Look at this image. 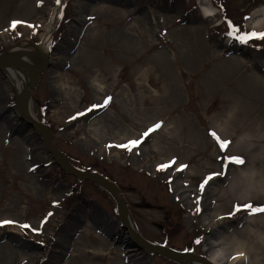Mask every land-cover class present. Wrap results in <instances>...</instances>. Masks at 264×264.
<instances>
[{
  "label": "rangeland",
  "instance_id": "rangeland-1",
  "mask_svg": "<svg viewBox=\"0 0 264 264\" xmlns=\"http://www.w3.org/2000/svg\"><path fill=\"white\" fill-rule=\"evenodd\" d=\"M100 1L111 10H142L120 18ZM121 1L68 0L59 7L57 0H0V56L19 43H39L41 23L59 8L50 62L29 96L62 156L80 171L115 182L138 232L152 245L207 258L210 240L216 249L230 246L233 260L234 235L243 234L248 257L235 264H264L256 235L264 233V215H232L235 205L264 207V193L224 195L233 174L264 152V140L236 146L241 136L264 135V42L242 45L232 38L234 25L264 32L251 27L264 0ZM204 2L217 8L214 18L202 16ZM149 8L157 18L152 34ZM13 21L26 23L12 31ZM6 81L0 74V221L28 224L41 234L0 227V264H183L136 246L113 195L55 163L45 136L21 115L13 117L17 96ZM109 96L106 109L71 119ZM158 122L163 126L144 139L142 152L118 147L142 139ZM165 127L172 129L163 133ZM211 130L231 142L227 151ZM231 156L245 165L230 166L201 193L206 176L220 172ZM173 159L175 165L157 170ZM180 165L187 168L178 171ZM255 167L257 179H264V160L256 159ZM176 184L183 185L179 192ZM249 226L254 231L245 235ZM130 243L138 253L133 258Z\"/></svg>",
  "mask_w": 264,
  "mask_h": 264
},
{
  "label": "bare ground",
  "instance_id": "bare-ground-1",
  "mask_svg": "<svg viewBox=\"0 0 264 264\" xmlns=\"http://www.w3.org/2000/svg\"><path fill=\"white\" fill-rule=\"evenodd\" d=\"M67 1L68 0H60L59 7L61 5H63L64 3H66ZM111 2L112 3H121L122 1L121 0H111ZM99 3L103 4L104 8L109 10V14H114L115 16H118L120 18H125L126 16L132 17L134 15L135 11L140 12L142 10V8H138V7L136 8L135 5L132 6L133 9L120 10V9L115 8V9L111 10L112 8L107 6L106 2L100 1ZM93 5H92V3L87 4L88 9L93 10V8H95ZM200 6L202 9L203 16L205 18L210 19V18H214L217 15V8L214 7L210 2L201 3ZM58 11H59V8L53 10L51 12L50 16L45 18L43 20V22L41 23L42 33L40 34L39 43L34 44V43L29 42V41L19 43L14 48L10 49L8 51L7 55L19 57V58L31 63V65L34 67L35 72H38L39 70L44 68L46 66V64H48V62H50L49 61L50 44H51V39H52V35H53V30H54L55 24H56ZM258 13H260V16L257 17L256 19L252 20V23H251V27L253 29L264 28V9H262L261 11H258ZM258 13H255V14H258ZM87 15L90 16V14H87ZM148 15H150L151 23L148 24L149 27H148V25H147V27H148L149 33L152 34L153 31L155 30L153 27V24L157 22V18L154 15V13L152 12V8H149ZM150 37H152V36H150ZM0 74L6 78V80H7L6 84H8L7 87L12 88L14 94L16 96L22 98L21 104L14 108V112H13L14 116L13 117L18 118V116L20 115V112H23L31 120L39 122L36 114L33 112V109H32L31 97L28 94H25V91L28 88V86L30 85V82L32 79L31 72L27 69V67L19 65V64H18V66L9 65V66H6L3 69L2 73H0ZM170 129H172V127H169V128L165 127V130L162 129L163 130L162 132L166 133ZM29 138H32V137H29ZM45 141L47 143V137L46 136H45ZM142 150H144L142 148V146H140L137 149L138 152L139 151L142 152ZM182 188H183L182 184H176V191L179 192V190ZM184 193L185 192H181V194H184ZM186 199L187 198H185V200ZM131 219L132 218H131L130 212L128 210V214L126 217V224L128 227H132V221L133 220L131 221ZM126 230L128 231V229H126ZM253 231H254V228L252 226H249L248 229L243 231V233H245V235H250ZM211 233H213V232H211ZM242 236H243V234L241 236L234 235V241L236 243L235 249L237 247H240V246H243V248L245 249L243 251H234L235 249L233 250L235 256H238L241 253L243 254V256L240 259L248 257V252L246 251V241L244 239H241ZM124 238H126V237H124ZM206 243H207L206 246L207 245L209 246V248L206 249V251H207L206 255H207V258L209 259V256L211 255V253L217 250L216 247H218V244H214L210 240H208ZM127 248H128V253L131 252V254H132L130 257L133 258V257H136L138 255V253L135 252L136 250L131 243L127 245ZM176 260H177V262H180L183 264H205L202 261L195 259V258L176 257ZM236 260H239V259L230 260L231 264H235Z\"/></svg>",
  "mask_w": 264,
  "mask_h": 264
},
{
  "label": "water",
  "instance_id": "water-1",
  "mask_svg": "<svg viewBox=\"0 0 264 264\" xmlns=\"http://www.w3.org/2000/svg\"><path fill=\"white\" fill-rule=\"evenodd\" d=\"M6 54V55H5ZM0 56V73H2L3 69L6 66H18L22 65L27 67V69L31 72V82L28 88L25 91V94L30 93L32 89H35L38 86L39 83V75L42 73V69L39 70L38 72L34 71V67L31 65V63L15 56H8L7 53H5ZM21 97H16V105L19 106L21 104ZM20 115L24 121H26L29 125L33 126L36 128L39 132H41L43 135L47 137V145L49 148V152L52 155L53 160L55 163L67 174V175H73L77 177L80 180H87L93 183H97L107 189L115 198L117 204H118V210H119V215H120V220L124 225L125 229H128L129 235L135 242L136 246L145 249L149 253H157L160 255H163L169 259H172L174 261L176 260V257L180 258H195L200 261H202L205 264H212V262L204 257V256H199L195 255L192 252H185V251H176V250H170V249H163L156 247L146 241L141 234L138 232L136 226L134 225L132 219V227H128L126 224V217L128 214V209H127V201L123 195V192L121 188L112 180L109 178L105 177L104 175H100L97 173H88L84 171H80L73 166H71L66 159L62 156L60 151L57 149L55 146V143L53 141L54 136L52 132L43 124L39 123L38 121H33L29 117H27L23 112H20Z\"/></svg>",
  "mask_w": 264,
  "mask_h": 264
},
{
  "label": "snow or ice",
  "instance_id": "snow-or-ice-1",
  "mask_svg": "<svg viewBox=\"0 0 264 264\" xmlns=\"http://www.w3.org/2000/svg\"><path fill=\"white\" fill-rule=\"evenodd\" d=\"M57 2L59 4L60 0H57ZM25 23L26 22H23V21H13L11 23V26H10L11 30L15 31L19 25L25 24ZM28 26L34 27L32 25H28ZM241 31H243L244 34H241ZM232 38L242 45H248L249 43H251L253 41L264 42V32L252 31L249 33V32H247V30H243V29L237 30L236 26L234 25L233 29H232ZM111 100H112V97L109 96L104 100L103 104L92 105L85 112H80L76 116L71 117V119L75 120L79 117H83L87 113L92 112L94 110L106 109L107 106L109 105V103L111 102ZM162 126H163V122H158L142 134V139H133L130 142H128L127 144H122V145H119L118 147L121 149H125L129 153H131L134 149H138L144 143V139L149 137L152 133H155L156 131H158ZM209 136L211 138H213V140L215 142H217L218 147L222 152L227 151L230 148L231 142L223 139L215 130H211L209 132ZM109 147H111V145H109ZM245 163H246L245 160L241 157H238V156L228 157L226 163L222 161L220 172H216V173L209 174L206 176V178L202 181V183L199 186L200 192L203 193L205 191V189L207 188V186L210 183H212L213 181H215L216 179H218L222 174L226 173L230 166H233V165L243 166V165H245ZM175 164H176V161H175V159H173L168 164L158 166L157 170L158 171H166L168 168L172 167ZM186 168H187V165H180L177 170L183 172ZM169 183H171V181H169ZM197 203L199 204V203H201V201L198 200ZM56 206H58V205H56ZM196 211H197V213L202 212V208L198 207L196 209ZM241 212L252 215V216L264 215V207L251 205V204L235 205L232 215L233 216L238 215ZM52 215H53V213H48V217H51ZM224 218H231V217H221V219H224ZM46 222H47V219H45L44 221L41 222V228L43 227V224ZM9 225L19 226L22 229H30L35 234H41L40 229H33L31 227V225H28V224L17 225L16 222L12 221V220L0 221V227H7ZM201 242L202 241L200 239H197L195 241L196 244H200ZM242 256H243V254L241 253L238 256H234L233 259H240Z\"/></svg>",
  "mask_w": 264,
  "mask_h": 264
},
{
  "label": "clouds",
  "instance_id": "clouds-1",
  "mask_svg": "<svg viewBox=\"0 0 264 264\" xmlns=\"http://www.w3.org/2000/svg\"><path fill=\"white\" fill-rule=\"evenodd\" d=\"M264 140V135L260 137L252 136H241L237 141L236 146L242 148L246 142L254 140ZM255 144H251L250 147L245 148V151H251V147ZM264 160V152L259 153L257 156L253 157V163L246 169H241L233 174V184L232 187L224 193V195H235L236 190L240 189L239 195L241 198H247L253 192L260 191L264 193V179L258 180L257 177L261 175V170L255 167V160ZM258 236L259 242L264 245V233L256 234ZM229 247H220L216 251L212 252L209 256L212 264H231ZM245 250L243 246L237 247L234 251ZM234 254V252H233Z\"/></svg>",
  "mask_w": 264,
  "mask_h": 264
},
{
  "label": "flooded vegetation",
  "instance_id": "flooded-vegetation-1",
  "mask_svg": "<svg viewBox=\"0 0 264 264\" xmlns=\"http://www.w3.org/2000/svg\"><path fill=\"white\" fill-rule=\"evenodd\" d=\"M202 14V16H203V13H201Z\"/></svg>",
  "mask_w": 264,
  "mask_h": 264
}]
</instances>
